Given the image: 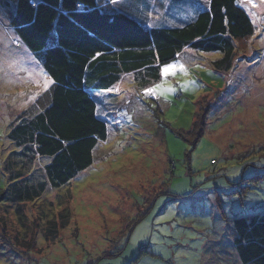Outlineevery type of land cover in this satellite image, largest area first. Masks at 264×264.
<instances>
[{"label":"rangeland","instance_id":"374dc122","mask_svg":"<svg viewBox=\"0 0 264 264\" xmlns=\"http://www.w3.org/2000/svg\"><path fill=\"white\" fill-rule=\"evenodd\" d=\"M238 5L252 19L254 32L236 48L230 72L211 68L217 53L187 48L161 67L159 80L143 87L127 76L110 91L107 113L101 114L108 139L95 151L94 164L42 196L67 217L55 242L46 239L52 219L35 206L27 209L24 227L16 222L15 206L0 202V209L10 211L5 223L0 211V264H242L234 221L264 214V0H238ZM130 6L136 16H147L150 27H176L209 1L114 5L124 12ZM15 9L14 0H0V198L11 190L4 163L16 149L8 134L25 114L49 104L54 85L13 28ZM168 65L177 66L174 75H164ZM158 86L161 92L149 94ZM218 88L223 98L217 95L211 131L194 146L187 133L197 104ZM44 162H38L36 175ZM155 194L146 212L145 198Z\"/></svg>","mask_w":264,"mask_h":264},{"label":"trees","instance_id":"16d2710c","mask_svg":"<svg viewBox=\"0 0 264 264\" xmlns=\"http://www.w3.org/2000/svg\"><path fill=\"white\" fill-rule=\"evenodd\" d=\"M119 1L125 0H14L12 26L54 85L49 104L33 115L25 114L8 134L16 150L4 163L11 190L0 202L15 206L16 222L24 227L29 207L52 219L45 227L48 243L56 241L53 235L66 225L67 217L56 202L42 196L49 188L55 191L70 184L94 164L95 151L108 139L101 114L107 113L110 91L127 76L143 87L159 80L161 67L187 48L217 53L211 68L228 73L236 48H243L254 32L252 19L238 0H208V8L196 9L191 21L176 27H150L147 16L138 13V20L131 6L132 14L118 11L114 5ZM222 92L218 88L199 100L187 133L194 146L211 131V114L219 111L217 95L223 98ZM39 161L44 162L43 170L36 175ZM156 196L144 197L146 212ZM3 210L5 223L10 211ZM50 211L52 216H46ZM234 231L242 264H264V214L236 219Z\"/></svg>","mask_w":264,"mask_h":264},{"label":"snow or ice","instance_id":"6c2138e0","mask_svg":"<svg viewBox=\"0 0 264 264\" xmlns=\"http://www.w3.org/2000/svg\"><path fill=\"white\" fill-rule=\"evenodd\" d=\"M176 68L177 66L176 65H168L167 67H165L163 69V72H164V75L165 76H168L169 74H175V71H176ZM180 71H184V68L183 66H180ZM163 89H162V86H158L157 89H154V90H149V94H152V95H157L158 92H161Z\"/></svg>","mask_w":264,"mask_h":264}]
</instances>
